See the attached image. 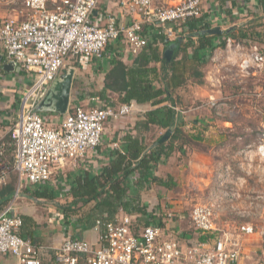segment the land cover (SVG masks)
<instances>
[{"label":"built area","instance_id":"1","mask_svg":"<svg viewBox=\"0 0 264 264\" xmlns=\"http://www.w3.org/2000/svg\"><path fill=\"white\" fill-rule=\"evenodd\" d=\"M99 0H8L21 3L26 15L8 17L0 23V43L8 58L29 72L33 81L20 94L18 119L8 132L9 141L0 137V189L10 172L17 177L13 199L0 206V255L13 256L18 264H42L49 247L20 235L21 217L14 212V202L25 184H40L82 159L100 145L108 120L120 119L134 110L133 103L118 106L68 108L58 126H49L35 108L47 87L61 73L69 57L102 59L107 45L125 42L136 54L146 45L142 23L153 14L167 40L175 38L174 25L200 16L208 0H179L175 6H158L155 0H126L122 5L136 17L130 23H118L113 17L100 26L92 21ZM225 48L242 52L238 69L243 76L264 65V51L251 44L248 51L226 38ZM13 146L11 169L4 166L8 144ZM256 151L264 157V127L259 133ZM218 180V184L222 183ZM235 189L224 190L215 198L194 204L189 211L193 227L213 237L207 242L182 245L165 238L158 225H144L137 232L132 217L96 219L94 228L101 245L94 247L81 238L67 237L53 249L52 264H248L241 242L226 232L220 234L215 220L222 210V197H238ZM218 190V188H217ZM239 230L252 233V227ZM219 232V234H214Z\"/></svg>","mask_w":264,"mask_h":264},{"label":"crops","instance_id":"2","mask_svg":"<svg viewBox=\"0 0 264 264\" xmlns=\"http://www.w3.org/2000/svg\"><path fill=\"white\" fill-rule=\"evenodd\" d=\"M7 1L0 0V23L11 16L18 15V17L23 18L26 15L22 12L21 3L8 4ZM125 1L99 0L92 14V21L102 26L110 17H113L118 23H130L136 17L126 12L125 7L122 5ZM178 1L155 0L152 6L153 9L158 6H175ZM253 3L257 11L254 14H242L238 0H208L204 3V9L200 16H203L204 23H210V28L207 30L218 27L223 33L228 29L246 25L249 31H259L262 32L261 35H264V24H262L263 28L256 26L257 18L262 17L264 21V13L258 8L257 0H254ZM18 4L20 8H17ZM180 29V26L174 25V39L181 35ZM142 35L146 37L148 43H152L162 54L164 53L167 46L158 38L163 33L153 14L150 20L142 23ZM260 37L264 40V36ZM115 43L113 42V46L107 45L105 47L102 59L78 57L75 64L70 66L74 68V75L69 108L76 105L83 108L97 106L96 100L99 101L98 104L100 105H108L110 102L114 103V106L121 104L118 101L117 93L110 90L105 91L104 96L107 100L104 101V99L98 98L103 91L105 75L112 67L111 61L120 60L126 66L133 64L135 55L131 53L128 45L123 41ZM253 43L256 44V41H253ZM258 43L264 47L260 42ZM243 49L248 51L250 45H243ZM209 55L210 57L201 67L203 73L202 83L198 84L191 79L187 80L184 87L180 86L177 89L178 95L176 98L174 97L178 101L176 104V121L182 123V131L187 135H197L199 137L198 142L205 148L191 147V145L186 144L184 154L174 150L168 157L158 162L152 173L164 180L170 176L169 185L163 186L155 182H149L140 188L132 186L128 191L129 196L136 197L140 205L146 206L148 212L159 215L160 206L165 214L175 217L172 218L173 220L168 219L167 227L170 226L174 229L171 235L182 245L192 242L203 243L204 240L202 241V239L206 237L201 232H198V235L191 233L190 231L194 227L191 224L189 213L188 215L181 213L183 212L182 208L189 205V202H187L188 196H190L189 193L195 191L200 195L198 199L201 201L203 199L201 196L219 185L217 183L219 180L218 173L225 171L226 167L231 168L232 177L237 180L240 178L239 181L250 182V185L252 181L256 185L257 180L264 181V176H262L264 174V157H261L256 151L258 142H255L252 138L254 131H260V128L252 119V113L258 109H253L243 103V99L250 96L264 99V65L250 69L248 75L243 76L238 69V62L242 55V52H239L238 49L233 48L230 50L225 47H218ZM150 66L155 67L158 71L160 69L159 62H151ZM32 81V75L23 69L20 64L8 58L3 45L0 43V137L6 138L8 129L14 122L15 114L18 116L20 94L31 85ZM230 84H233V86L231 85L232 88H239V91H230V89L232 90ZM132 103L134 110L130 114L106 122L100 145L89 150L82 159H78L68 169L66 183H69L70 178L73 176L98 173L103 165L108 164L110 150L119 149L121 152L123 151L124 139L127 135L140 140L143 150H147L152 147L155 139L161 138L168 130L156 126H150L149 130L143 129L137 122L144 118L147 111L156 106L149 102L140 104L134 101ZM167 103V101H164L160 105ZM262 113L264 114V112ZM39 114L47 125L54 127L58 126L64 118V115L57 113ZM252 123L255 124L254 127ZM248 139L250 140L248 141ZM232 181L236 182L235 180ZM67 186L69 187V185ZM236 189L239 191L238 185H236ZM13 195L14 193L10 201L13 199ZM71 200V197L59 196L51 201L55 203L66 201L68 203ZM39 201H43V198H40ZM33 202H38V200H32L24 194H20L19 199L14 202V212L19 216L25 215L33 219L34 223L26 230L30 232L33 238L41 239L40 237H42L47 244L53 245L43 244L49 249L44 251L42 255V264H52L53 249L59 247L57 245H60L64 238L62 237L64 232L54 234L56 239H59L54 244L52 238H50L51 236H47L49 227L46 229L40 228L39 223L35 221L37 212L34 213V211L37 209ZM86 205L90 208L93 202ZM168 210H171L173 214L168 213ZM123 215H125L124 211L118 209L112 217ZM112 217H109V219ZM234 220L233 218H224L219 213L215 224L219 232L220 230L223 231L224 228V230L229 231L230 228H234V222L239 221ZM163 221H165V218ZM71 228L73 231L71 233L67 232L71 235L70 237L87 240L94 247L101 245L98 239L99 233L95 230L93 223H90V226L85 229H82L79 224L72 225ZM219 232L214 234H219ZM260 240V235L249 236L244 240L240 239L243 258L248 264L260 263L254 260V253L260 250ZM208 241H210L209 238ZM245 241H247V244H243ZM7 258L14 259L10 264L17 263L14 257L0 256V264H3V261Z\"/></svg>","mask_w":264,"mask_h":264},{"label":"trees","instance_id":"3","mask_svg":"<svg viewBox=\"0 0 264 264\" xmlns=\"http://www.w3.org/2000/svg\"><path fill=\"white\" fill-rule=\"evenodd\" d=\"M257 5L260 11L264 13V0H257ZM177 26L181 28V35L173 40L176 47L173 49L169 61L165 59L157 47L147 42L138 53L134 54L135 57L131 66L122 64L120 60L111 61L112 67L105 75L103 91L98 96L105 101V99L107 100L104 96L105 91L110 90L117 93L119 103L134 101L140 104L151 103L156 107L147 111L144 118L137 124L145 130H149L150 126L169 129L171 131L169 138L159 142L160 137H158L151 148L143 150L140 140L127 135L124 139L123 151L121 152L119 149L110 150L108 164L103 165L98 173L73 176L70 178L69 187L66 189L54 188V185L50 183L51 180L40 184L27 183L22 187L21 194L32 200L43 198L51 201L59 196L71 197L72 200L67 203L70 208L79 207V205L85 206L93 202L87 211L80 213V217L74 223V225L82 226V229L89 227L90 223L94 224L96 219H109L118 209H121L126 215L132 217L136 232L140 227L149 224L158 225L166 230L163 219L168 215L163 213L162 208L159 206V215L148 212L146 206L140 205L136 197L129 196L128 191L132 186L140 188L149 182L163 186L169 185L170 176L164 180L152 173L158 162L168 157L174 150L184 154L186 144L191 145V147L205 148L198 142L199 137L197 135L185 134L181 128L182 123L176 121V104L178 101L175 98L178 95L177 89L180 86L184 87L187 80L190 79L195 83H202L201 67L210 57V52L218 47H225L228 37L236 43L244 44V46L255 44L253 41H256L258 48L264 51V47L258 43L264 45V40L260 37L264 36L261 35L262 32L249 31L246 25L228 29L223 33H209L207 29L210 28V23H204L203 16H196ZM158 38L165 46L170 42L163 35H159ZM109 45L113 46V43ZM151 62L160 63L159 71L150 66ZM231 85L233 86V84ZM233 89L239 91V88L234 87ZM164 101L168 103L160 105ZM113 104L108 103L109 106H114ZM254 125L252 123L253 127ZM259 133L257 131L253 133L252 138L255 142L259 140ZM6 140L9 141V138L7 137ZM12 153L13 146L9 143L4 156V166L8 169H11ZM16 182L15 173L10 172L7 182L0 189V206L10 201L16 188ZM66 209L62 207V215L65 219L69 218ZM20 217L22 219L20 235L35 243L36 238H33L30 232L26 231L34 223L33 219L25 215ZM204 235L206 236L202 239L204 242L213 237L211 234Z\"/></svg>","mask_w":264,"mask_h":264},{"label":"rangeland","instance_id":"4","mask_svg":"<svg viewBox=\"0 0 264 264\" xmlns=\"http://www.w3.org/2000/svg\"><path fill=\"white\" fill-rule=\"evenodd\" d=\"M239 1V6H240V12L242 14H254L255 11H257L255 9L254 0H238ZM17 8H20V5H17ZM23 14H25V11H23ZM20 13V11H19ZM256 26H261V28H263L264 21L262 20V17H259L256 19ZM240 45H244L240 42H238ZM77 57H69L66 59L65 61V65L61 71L64 72L68 67L72 66L73 64H75ZM230 73V72H229ZM230 76V75H229ZM228 76V78H229ZM232 80V79H231ZM229 83V82H228ZM229 85V84H228ZM231 88V87H230ZM234 89L232 88V90L230 89V91H233ZM73 100V98H72ZM243 103L246 104L248 107H252L253 109H258L256 112L252 113V119L253 122L257 124V126L260 128L264 127V114L262 112H264V99H259V97H247L246 99H243ZM18 111V110H17ZM19 113V112H18ZM18 116L15 114L14 116V122L11 124L9 130L12 128V126L14 125V123L17 121ZM260 132V131H259ZM8 137V133L7 136L5 138V140ZM73 164L68 165L67 169H63L60 173L56 174V177H53L51 179V184L54 185V188H59V189H66L68 186V183H66L65 179H66V174L69 171L68 169H70V167H72ZM261 168V167H260ZM65 174V175H63ZM219 180L221 179L223 182L220 183V185H218L216 188L210 190L207 194H205L204 196H201L203 199L201 201H199V196L195 191H192V193H189L190 196H188V200L187 202H189V205H185L184 208H182L181 213H186L188 215L191 207L194 204L197 203H201L204 202L206 200H210L211 198H215V196H219L222 191L224 190H229V189H235L234 187H236V185H238L239 188V196L238 197H222L220 202L222 203V210L220 212V215H223V217H228V218H233L235 220H239L238 222H236L235 220V224H234V228H230L229 232L228 230H224L226 231L227 234L233 235L235 238L238 235L239 240L240 239H247L249 236H254V235H260V250L257 251L256 253H254L255 255V261L260 262L258 264H264V181H258L257 180V185L254 183V181L251 182V185L249 183H247V181L243 182L242 180L239 181L240 178H238V180L236 178L232 177V170L229 167L225 168V171L223 172H219ZM264 176V174L262 175ZM57 178V180H56ZM232 180H235L236 182H233ZM218 188V190H217ZM252 190V191H251ZM259 190V191H258ZM263 193H262V192ZM261 192V193H259ZM196 193V194H195ZM220 197V196H219ZM19 199V198H18ZM16 199V201L18 200ZM198 199V200H197ZM15 201V202H16ZM34 203V202H33ZM36 203V204H35ZM34 205L36 207V211H34V213L37 212V215H35V221H37L40 226V228H48L47 229V236H51L50 238H52V242H57L59 241V239L54 236V234L56 232H64V235L62 236V234L60 235V237H64L62 239L61 242H63L64 239H66L67 237H70L71 235L67 234V232L71 233L73 231V229L71 228L72 225H74V223L77 221L76 219L78 217H80V213H83L85 211H87V209L89 208V206L85 205L84 207L79 205V207H68L67 202L63 201V202H54V201H50V200H44L43 201H39L35 202ZM163 203V202H162ZM191 203V204H190ZM167 204V203H166ZM62 207L66 209L67 211V215L69 216V218L65 219L62 216L63 210ZM69 208V209H68ZM72 209H74L72 211ZM167 209V208H165ZM164 213V212H163ZM168 213H172L173 212L171 210H168ZM165 221L163 222L164 227H165V238L168 237H173L171 234H173L172 231H174L173 228H171L170 226L167 227V221L168 219L173 220L172 218H175L173 216H166L164 217ZM242 225H249L252 227L253 232L252 233H242L239 230V227H241ZM46 232V230H44ZM223 231L220 230V234L223 233ZM191 233H196V235H198V231L196 229H192L190 231ZM166 235H168V237H166ZM41 239L36 238L35 243L36 244H47L46 240H44V238L40 237ZM87 241V240H86ZM89 242V241H88ZM55 244V243H54ZM61 244V243H60ZM243 244H247V241H245V243ZM47 245H52V244H47ZM53 246V245H52ZM59 246V245H57ZM0 256H11V255H0ZM13 257V256H11ZM13 258H7L6 260L3 261V264H10L13 260ZM14 264V263H13ZM18 264V263H16Z\"/></svg>","mask_w":264,"mask_h":264},{"label":"water","instance_id":"5","mask_svg":"<svg viewBox=\"0 0 264 264\" xmlns=\"http://www.w3.org/2000/svg\"><path fill=\"white\" fill-rule=\"evenodd\" d=\"M209 33H220L218 27L208 30ZM176 47L174 41H170L164 50V57L167 61L170 60L173 49ZM6 68V67H5ZM74 75V68L68 67L64 72L60 73L54 81L47 87L43 97L39 100L35 110L38 113H57L64 115L70 103V92L72 87V80ZM171 131L168 129L159 139L163 142L169 138Z\"/></svg>","mask_w":264,"mask_h":264}]
</instances>
